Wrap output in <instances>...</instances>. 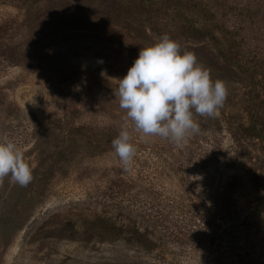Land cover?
Instances as JSON below:
<instances>
[{"label":"rangeland","instance_id":"rangeland-1","mask_svg":"<svg viewBox=\"0 0 264 264\" xmlns=\"http://www.w3.org/2000/svg\"><path fill=\"white\" fill-rule=\"evenodd\" d=\"M165 34L228 92L179 146L135 131L115 97ZM252 104L261 137L242 127ZM125 124L130 171L112 147ZM5 138L33 179H0V264H264V0H0Z\"/></svg>","mask_w":264,"mask_h":264},{"label":"clouds","instance_id":"clouds-1","mask_svg":"<svg viewBox=\"0 0 264 264\" xmlns=\"http://www.w3.org/2000/svg\"><path fill=\"white\" fill-rule=\"evenodd\" d=\"M115 97L135 131L145 137L159 136L179 146L200 125L194 113L219 116L228 92L226 84L213 80L209 71L190 52H182L167 34L151 46L142 47L127 74L119 78ZM112 147L125 171H130L136 154L127 124L113 139ZM33 170L23 150L11 139L0 140V179L11 175L20 186L33 179Z\"/></svg>","mask_w":264,"mask_h":264},{"label":"trees","instance_id":"trees-1","mask_svg":"<svg viewBox=\"0 0 264 264\" xmlns=\"http://www.w3.org/2000/svg\"><path fill=\"white\" fill-rule=\"evenodd\" d=\"M187 31L188 33H191V35H193V37H195V39H200V40H204V39H209L210 35H212L211 37L214 38V36L217 35L216 32H213L209 29V25L207 24H201V25H197L196 24H191L188 25L187 27ZM195 33V34H193ZM197 35V36H194ZM228 48H226L225 46H222L220 48V50H218V53L220 55V58L226 62L227 64L233 66L234 62L239 61L238 57L232 55L230 52H228L227 50ZM256 105L252 104L250 106V110H249V115H250V122L247 125H242V127L244 128V130L248 133V134H252L256 137H261L262 133H263V129L257 127L256 125H254V116L256 113Z\"/></svg>","mask_w":264,"mask_h":264}]
</instances>
